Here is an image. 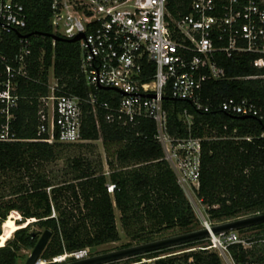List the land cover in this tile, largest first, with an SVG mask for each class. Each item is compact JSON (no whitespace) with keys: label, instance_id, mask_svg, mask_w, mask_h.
Here are the masks:
<instances>
[{"label":"trees","instance_id":"1","mask_svg":"<svg viewBox=\"0 0 264 264\" xmlns=\"http://www.w3.org/2000/svg\"><path fill=\"white\" fill-rule=\"evenodd\" d=\"M17 1L27 13L26 26L20 33L30 32L27 36L30 50L26 56L27 77H16L17 98L9 107L8 131L15 139L0 140V225L14 210L19 212L20 222L25 218L34 220L17 227L12 237L0 244V264H13L19 247L33 246L36 233L29 230L30 225L50 229V236L39 254L44 259L115 240L118 234L114 208L118 211L122 232L136 242L155 238L169 228L194 229L197 218L163 157L152 118L137 117L125 124L107 121L102 107L96 106L94 115L90 105L83 101L79 125L83 142H48L43 139L46 133L37 134V110L41 107L38 97L48 91L49 67L55 78V93L85 97L88 91H93L109 103L115 102L117 93L85 83L79 69L77 41H51L48 35L51 32L50 0ZM179 7L186 10L184 2L179 3ZM17 39L13 31L0 36V54L12 64L19 46ZM214 58L223 67L224 77L203 82L202 93L210 102L216 103L226 95L251 98L264 95V79L237 77L263 73L261 55L215 52ZM151 71H144L141 78L148 79ZM3 77L0 63V81ZM161 103L165 110V129L170 136L200 138L195 195L206 206L208 219L219 222L264 211L261 121L253 117L240 118L217 108L197 110L188 101L171 98L168 94L163 95ZM182 109L190 115L189 123ZM3 122L4 115L0 112V126ZM53 137H56L55 130ZM96 139L100 140L106 156L107 173L101 169L100 160L92 162L79 155L69 157V170L64 172L69 176L62 179L56 180L55 174L45 167L59 156L63 147L87 145L88 141ZM106 183L113 184L110 193ZM253 227L263 232L255 238L264 236V222L244 228ZM189 243H182L186 245L180 249L193 246ZM161 249L142 253L145 256L126 257L123 262L113 260L101 264H147V260L140 261V257H151L153 264H223L218 253L211 249L197 247L173 253L168 250L160 255ZM227 250L237 263L246 259L264 260L263 244L242 248L239 243H230Z\"/></svg>","mask_w":264,"mask_h":264},{"label":"built area","instance_id":"2","mask_svg":"<svg viewBox=\"0 0 264 264\" xmlns=\"http://www.w3.org/2000/svg\"><path fill=\"white\" fill-rule=\"evenodd\" d=\"M183 2L185 11L179 7ZM26 23L27 13L19 1L0 0V36L16 32L19 45L13 54L14 64L0 54L4 73L0 81V112L4 115L0 140L15 139L8 131L9 107L17 98L16 77H27L29 40L18 34ZM49 23L51 32L62 37L82 32L76 41L85 83L97 89H100L97 85H102L117 96L114 103H109L93 91L80 97L55 93V85L51 86L50 91L38 97L41 107L37 110V134L46 133L43 139L48 142L82 140L79 125L83 101L90 105L94 115L95 107H102L107 121L125 124L137 117H150L163 157L177 183L183 192L193 193L198 185L200 138L172 137L166 132L163 95L186 100L201 111L217 108L232 115L244 114L261 121L264 128V95L259 98L226 95L212 103L202 93L205 80L224 77L223 67L214 58L215 52L261 55L264 66V0H50ZM149 69H152L149 78L143 80L142 73ZM237 77L264 79V72ZM182 112L189 123L190 115L185 109ZM260 135H264V129ZM105 186L110 193L113 184ZM211 223L201 217V226L208 227ZM206 238L208 242L198 247L213 249L225 264H264V260L255 259L237 263L227 250L230 243H239L242 248L252 242L264 245V236L250 239L240 237L237 230H229L210 233ZM87 251V247H82L63 252V260L83 257Z\"/></svg>","mask_w":264,"mask_h":264},{"label":"rangeland","instance_id":"3","mask_svg":"<svg viewBox=\"0 0 264 264\" xmlns=\"http://www.w3.org/2000/svg\"><path fill=\"white\" fill-rule=\"evenodd\" d=\"M47 85L49 86L48 87L49 91H50V87L55 85V78L52 75L51 67L48 68ZM77 142H80V141H77ZM81 142H83V141H81ZM88 142L89 143H87V145L79 146L77 144H71V145L63 147L60 150L59 156L56 159L46 163L45 167L47 169H50L52 171V173L55 174L56 180L62 179L64 177L69 176V173H64L65 171L69 170V166H68L69 157L71 155L72 156L79 155V156H84V157L92 160V162H95L96 160H100L101 166H102L101 169L103 170L104 173H107L108 166L106 164V156H105V153H104V150H103V147L101 145L100 140L96 139V140H92V141H88ZM184 193H185V196L188 199L190 205L192 206L194 214L197 218L195 228L200 227L201 226V217H204L205 219L209 220L207 217V214L205 212L206 206L198 200V198L195 195V192H193V193L192 192L191 193L184 192ZM14 211L19 213L17 210H14ZM114 218H115V225H116L117 234H118L117 238L115 240L105 241L102 243H98L95 245L88 246L87 247L88 248L87 254L98 253V252H102V251H106V250H110V249L120 247L126 243L132 244V243L136 242L135 239L129 238L127 235H125L122 232L119 221H118V211L115 208H114ZM15 221L17 223H20L19 220H15ZM212 223H214V222H212ZM29 230L36 233V239H37L40 232L42 231V228H40L36 225H30ZM180 231H182V230H178V228H169V229H165V230L161 231V233H159L155 237L169 235V234L177 233ZM0 232H1V225H0ZM237 234L240 237H246L247 236L250 239H255L256 236L262 235L263 232H260V231H258L257 228L253 227V228L237 229ZM11 237H12V234H11L10 238ZM10 238H8V239H10ZM257 238H259V237H257ZM190 242L191 243H189V244H193V246L186 247L184 249H180V248L184 247L186 244H178V245L170 246L167 249H161L159 251V252H161L160 255H165L167 253L165 251H168V250H173V251L169 252V253H173V252H178V251H182V250H187L190 248H197L200 244H204V243L208 242V239L202 238L201 241L193 240ZM252 245L260 246L262 244L260 242H252V243H250L249 247H251ZM30 249H31L30 246L19 247L16 251L15 262L13 264H22L23 261L25 260L26 256L28 255ZM211 250H213V249H211ZM141 255L145 256L146 254H141ZM219 257H220L222 263L225 264L222 256L219 255ZM59 258H62V260H63L64 256L62 255L60 257H56V258H54V260L59 259ZM67 259H70V258L67 257L64 260H67ZM126 260H127L126 258H121V259L116 260V262H123ZM144 260H147V264H153L151 261V257H140V261H144ZM49 261H52V258L44 259V258L39 257L34 264H48Z\"/></svg>","mask_w":264,"mask_h":264},{"label":"water","instance_id":"4","mask_svg":"<svg viewBox=\"0 0 264 264\" xmlns=\"http://www.w3.org/2000/svg\"><path fill=\"white\" fill-rule=\"evenodd\" d=\"M18 34L21 36H28L30 32L18 33ZM48 35L54 40L76 41L78 38L82 36V32H77L76 34L70 37H62L52 32L48 33ZM97 86L100 88L103 87L102 85H97ZM237 116H239L240 118L248 117L247 115L244 114ZM17 220H21V219H17ZM24 220H27V218H25ZM260 222H264V211L238 216L219 222H214L211 223L208 227L200 226L194 229L180 231L177 233L164 235L160 237H155L149 240L135 242L132 244L120 246L114 249H110L98 253L87 254L80 258H71L67 260H54L49 262L50 264H101L108 261L126 258L136 254H142L152 250H158L161 248L170 247L189 241L206 238L210 233L216 234L219 232H226L229 230H237ZM50 233H51L50 229L48 228L42 229V231L40 232L39 236L37 237L36 241L34 242L33 246L31 247L28 255L26 256L22 264H34L36 262V260L39 258V254L41 250L43 249L45 243L47 242L50 236Z\"/></svg>","mask_w":264,"mask_h":264},{"label":"bare ground","instance_id":"5","mask_svg":"<svg viewBox=\"0 0 264 264\" xmlns=\"http://www.w3.org/2000/svg\"><path fill=\"white\" fill-rule=\"evenodd\" d=\"M21 219L19 213L11 211V213L6 217V219L1 223V232H0V244H2L6 239L10 238L12 232L17 229V227L24 225L26 222L29 223L34 218L25 220L24 222L17 223L15 220ZM21 221V220H19ZM15 233V231H14ZM80 258V257H79ZM62 260V258L56 259Z\"/></svg>","mask_w":264,"mask_h":264},{"label":"crops","instance_id":"6","mask_svg":"<svg viewBox=\"0 0 264 264\" xmlns=\"http://www.w3.org/2000/svg\"><path fill=\"white\" fill-rule=\"evenodd\" d=\"M50 83V82H49Z\"/></svg>","mask_w":264,"mask_h":264}]
</instances>
